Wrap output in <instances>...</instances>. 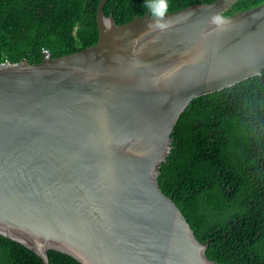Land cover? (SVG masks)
<instances>
[{
	"label": "water",
	"instance_id": "1",
	"mask_svg": "<svg viewBox=\"0 0 264 264\" xmlns=\"http://www.w3.org/2000/svg\"><path fill=\"white\" fill-rule=\"evenodd\" d=\"M39 63L0 62V236L50 264H215L160 184L191 102L264 81V3L216 0L119 24Z\"/></svg>",
	"mask_w": 264,
	"mask_h": 264
},
{
	"label": "trees",
	"instance_id": "2",
	"mask_svg": "<svg viewBox=\"0 0 264 264\" xmlns=\"http://www.w3.org/2000/svg\"><path fill=\"white\" fill-rule=\"evenodd\" d=\"M101 0H0V62L39 63L48 49L65 56L99 41ZM216 0H109L119 24ZM264 0H239L226 15ZM153 15V14H152ZM175 201L215 264H264V81L255 76L195 98L172 134L160 166ZM50 264H81L49 251ZM0 264H45L34 251L0 236Z\"/></svg>",
	"mask_w": 264,
	"mask_h": 264
},
{
	"label": "clouds",
	"instance_id": "3",
	"mask_svg": "<svg viewBox=\"0 0 264 264\" xmlns=\"http://www.w3.org/2000/svg\"><path fill=\"white\" fill-rule=\"evenodd\" d=\"M154 16H163V12H156L155 10H153V13H152Z\"/></svg>",
	"mask_w": 264,
	"mask_h": 264
},
{
	"label": "built area",
	"instance_id": "4",
	"mask_svg": "<svg viewBox=\"0 0 264 264\" xmlns=\"http://www.w3.org/2000/svg\"><path fill=\"white\" fill-rule=\"evenodd\" d=\"M44 53H45V55H46L47 57L51 55V52H50V50H48V49H46V50L44 51Z\"/></svg>",
	"mask_w": 264,
	"mask_h": 264
},
{
	"label": "rangeland",
	"instance_id": "5",
	"mask_svg": "<svg viewBox=\"0 0 264 264\" xmlns=\"http://www.w3.org/2000/svg\"><path fill=\"white\" fill-rule=\"evenodd\" d=\"M46 49H44V51H45ZM6 62H8V61H6Z\"/></svg>",
	"mask_w": 264,
	"mask_h": 264
}]
</instances>
